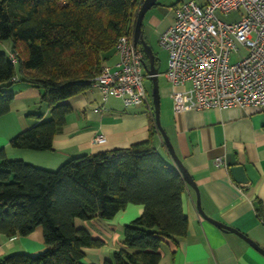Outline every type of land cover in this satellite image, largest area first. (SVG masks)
I'll return each instance as SVG.
<instances>
[{"label": "trees", "instance_id": "16d2710c", "mask_svg": "<svg viewBox=\"0 0 264 264\" xmlns=\"http://www.w3.org/2000/svg\"><path fill=\"white\" fill-rule=\"evenodd\" d=\"M142 1L0 0V42L11 40L15 57L13 63L0 52V117L9 111L13 94L6 89L17 78L42 89L40 101L50 114L13 136L12 149L51 150L72 113L66 101L92 86L119 37H132ZM158 62L155 55L156 67ZM148 131L145 141L71 158L54 171L8 160L0 150V234L24 237L41 227L46 246L0 264H82L83 249L103 243L74 221H107L127 205H141L142 213L124 226L125 249L104 264H159L161 243L187 233L181 200L186 183L155 149L154 121Z\"/></svg>", "mask_w": 264, "mask_h": 264}, {"label": "crops", "instance_id": "0c3cea01", "mask_svg": "<svg viewBox=\"0 0 264 264\" xmlns=\"http://www.w3.org/2000/svg\"><path fill=\"white\" fill-rule=\"evenodd\" d=\"M186 1L189 0H177L171 6L160 5L158 1L155 10L150 11L151 8L143 17L141 31L154 55L157 53L152 44L159 46L160 34L174 19V8ZM12 47L11 40L0 42V52L7 56L12 54ZM117 56L112 50L105 56L104 65L114 66ZM161 74L158 68V76ZM163 78L167 85L161 90L158 85V118L169 143L194 182L206 217L237 233L200 217L196 193L186 185L181 200L187 233L178 240L166 239L161 243L159 264H264V254L245 240L264 252V109L235 107L175 112L171 94L183 92L189 85L172 86L164 74ZM6 91L13 94V100L8 113L0 117V150H4L8 160H21L49 171L71 158L128 148L145 141L154 121L149 101L127 108L113 97L103 102L99 88L92 85L66 101L72 113L53 137L51 150H14L9 145L13 136L48 120L50 114L47 105L40 101L41 88L17 78ZM99 135L105 138L104 144H93ZM162 142L157 132L153 145L174 167ZM236 166L243 168L247 180L244 184L237 182L231 172ZM142 210L141 205H127L107 221L98 218L74 221L75 227L103 243L99 248L83 249L81 263L104 264L114 252L125 249L124 226L139 217ZM42 235L41 227L24 237L6 238L0 234V260L14 254L35 255L44 251Z\"/></svg>", "mask_w": 264, "mask_h": 264}, {"label": "built area", "instance_id": "2783aa9c", "mask_svg": "<svg viewBox=\"0 0 264 264\" xmlns=\"http://www.w3.org/2000/svg\"><path fill=\"white\" fill-rule=\"evenodd\" d=\"M189 0L174 8V19L158 38L167 55L166 80L188 84L171 94L173 110L264 109V0ZM221 16L235 15L223 21ZM121 36L114 50L118 61L103 65L91 81L102 101L110 97L123 107L147 104L143 54ZM236 56V62L231 57ZM15 62V57L10 54ZM102 135L93 144H104Z\"/></svg>", "mask_w": 264, "mask_h": 264}, {"label": "water", "instance_id": "95a60500", "mask_svg": "<svg viewBox=\"0 0 264 264\" xmlns=\"http://www.w3.org/2000/svg\"><path fill=\"white\" fill-rule=\"evenodd\" d=\"M159 0H143L141 5H139V9L138 12L136 14V18H135V22H134V27H133V32H132V41L135 47L140 46L142 49V52L144 54V56H146L147 58V64L144 62L143 63V68L146 72V74L149 77V81L152 82V106H153V118H154V123L156 126V131H158V133L160 134V137L162 139V143L164 144L166 151H167V155H169L171 161L174 164V168L180 173V175L182 176L183 180L185 181L186 185L191 187L193 189V192L196 193L197 196V200H196V208L199 212V214L201 215L200 217H202L203 219L219 226L221 229L224 230H228L234 233H237L235 230H233L232 228H228L227 226L216 222L214 220L209 219L208 217H206V215L203 213V211L201 210L200 204H199V196H198V190L194 184V182L192 181V179L190 178L189 174L187 173V171L182 167L183 165L181 164V161L178 159V157L175 155V152L173 150V147L171 145V143H169V138L166 135L165 131L163 130L161 124H160V120H159V94L158 92V82H157V76H158V68L155 66V55H153V51L150 47V45L148 43H146L144 36H143V31L142 30V23H143V17L145 16V14L155 6V4L158 3ZM231 172H233V174L235 175L234 178L237 182L239 183H245L247 180L244 177V172H243V168L236 166L233 167L231 169ZM242 238H244L243 236H241ZM246 241L249 242L250 245H252L254 248H256L258 250V252H261L264 254L263 250H261L260 248H258L253 242H251L250 240L245 239Z\"/></svg>", "mask_w": 264, "mask_h": 264}, {"label": "rangeland", "instance_id": "374dc122", "mask_svg": "<svg viewBox=\"0 0 264 264\" xmlns=\"http://www.w3.org/2000/svg\"><path fill=\"white\" fill-rule=\"evenodd\" d=\"M176 1L177 0H159V3H160V5L162 4V5H166V6H171ZM197 1H199V0H197ZM153 8L150 11H154L155 8L154 9ZM218 16L223 21H229L231 18L232 19L235 18V15H230L229 17H225V16H221V15H218ZM152 47L156 51V53H157L156 55H158V58H159V67L158 68L162 74L158 76L157 80H158L159 90H161L164 87H166V85H167L166 82H164L165 80L163 78L164 71H166V68H167L166 67L167 66V55H166V52L164 50H162L160 46L157 47L156 45L152 44ZM237 59L238 58L236 56H232L231 62H236ZM149 80L150 79L148 78L144 81H145V87H146V91H147L146 93H147L148 101L151 103V106H152V104H153V102H152V82Z\"/></svg>", "mask_w": 264, "mask_h": 264}]
</instances>
